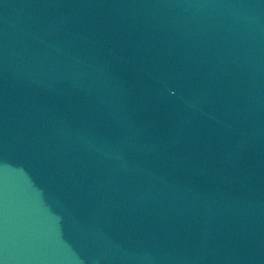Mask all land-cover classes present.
Segmentation results:
<instances>
[{"label": "water", "instance_id": "obj_1", "mask_svg": "<svg viewBox=\"0 0 264 264\" xmlns=\"http://www.w3.org/2000/svg\"><path fill=\"white\" fill-rule=\"evenodd\" d=\"M0 264H264V0H0Z\"/></svg>", "mask_w": 264, "mask_h": 264}]
</instances>
